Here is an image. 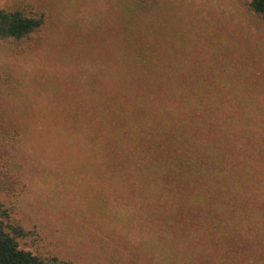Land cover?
Segmentation results:
<instances>
[{"label":"rangeland","instance_id":"1","mask_svg":"<svg viewBox=\"0 0 264 264\" xmlns=\"http://www.w3.org/2000/svg\"><path fill=\"white\" fill-rule=\"evenodd\" d=\"M24 2L48 9L51 21L26 55L0 47L3 123L21 136L16 149L0 148V200L18 206L13 221L39 232L23 248L72 264H256L258 256L264 264V234H241L218 214L224 201L232 203L221 188H178L161 171L143 169L137 147L126 153L129 139L110 137L123 124L118 115L110 124V115L113 95H125L113 87L126 81L128 64L113 57L132 44L127 15L160 11L151 41L135 52H151L163 66L172 59L169 76L189 81H158V101L179 115L194 105V92L219 90L232 104L219 113L223 132L233 126L237 138L227 151L257 154L242 138L247 127L264 150V123L237 120L238 109L264 122V21L243 0H0V10ZM138 35L133 40L142 42ZM260 162L254 171L264 169Z\"/></svg>","mask_w":264,"mask_h":264},{"label":"trees","instance_id":"2","mask_svg":"<svg viewBox=\"0 0 264 264\" xmlns=\"http://www.w3.org/2000/svg\"><path fill=\"white\" fill-rule=\"evenodd\" d=\"M243 5L253 16L264 21V0H243ZM133 13L129 18L127 15L126 20L132 34L126 38H129L132 44H122L120 50L113 51L117 55L113 59L125 57L128 73L125 82L113 87L115 91L122 87L125 95L124 98L113 95L110 124L116 121L115 115H118L123 124L113 125L110 137L129 139L127 146L130 150L126 153L131 154L137 147L136 156L141 158L142 168L161 171L166 179L173 185H178V188L218 186L222 195L232 202L224 201L217 211L218 214L220 211L225 212L223 214L225 221H232L238 225L241 234H264V169L262 168L260 172L253 169L257 166V159L264 163V150L261 144L263 141H258L256 132L247 127L242 133V138L247 137L254 142L251 148L257 151V154L253 155L258 157L247 155L240 158L227 151V146H232L237 142V138L235 130L231 129L233 126L226 130L227 136L223 132L222 128L225 126L221 124L223 119L219 113L223 107L226 110L231 108L232 104L230 106L228 102L226 103L223 97L220 99L219 90L207 95L204 94V89L194 92V103L192 102L194 105L189 109L179 108V115L174 112L175 108L159 102L158 81H165L166 86L182 87L180 85L187 83L189 79L182 76V82L175 76L172 78L169 76L166 70L169 69L172 59H166L169 62L163 66L154 58L153 53L142 50L135 52L144 42L151 41L148 34H151L155 28L153 26L159 23L161 14L159 11L158 14L150 15L139 10ZM50 21L51 13L48 9L29 5L27 2L19 4L12 10H0V47L9 49L18 56L26 55L33 45L47 36ZM129 27L126 26V32ZM138 33H144L145 39L142 42L133 40L139 36ZM131 46L132 49L135 48L132 54ZM153 68L155 70H152ZM159 69L162 70L161 74L158 73ZM133 70L136 77L132 76ZM152 71H155V74ZM141 75H145L144 78L141 77V80L143 78L145 81L142 84L138 83ZM202 85L205 87L204 83ZM224 95L225 93L222 94ZM165 98L172 102L173 93L170 91ZM215 101L216 104L218 102L217 106ZM255 104L262 106L261 103ZM199 105L205 108L206 114L194 109ZM237 111L239 112L237 120L240 124L246 122V126H251L264 123L259 119V122L253 123L250 118L244 116V113L238 109ZM235 120L233 113L231 121ZM3 122L0 102V148L7 146L14 150L21 141L20 133L6 131ZM235 196H238L237 204ZM17 209V205H9L0 200V264H72V261L57 255L34 253L23 248L22 242L28 236L39 232L30 231L21 222L12 220L11 212H16ZM256 264H262L260 256L256 258Z\"/></svg>","mask_w":264,"mask_h":264}]
</instances>
